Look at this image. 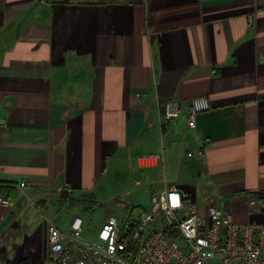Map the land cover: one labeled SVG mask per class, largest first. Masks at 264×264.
<instances>
[{"label":"crops","instance_id":"0c3cea01","mask_svg":"<svg viewBox=\"0 0 264 264\" xmlns=\"http://www.w3.org/2000/svg\"><path fill=\"white\" fill-rule=\"evenodd\" d=\"M198 96L210 108L194 128L183 116L159 122L164 101ZM151 152L160 158L140 167ZM127 176L144 178L149 196L174 185L200 211L213 198L254 219L264 0H0V196L14 202L0 205V264H49L50 207L80 210L82 196Z\"/></svg>","mask_w":264,"mask_h":264},{"label":"built area","instance_id":"2783aa9c","mask_svg":"<svg viewBox=\"0 0 264 264\" xmlns=\"http://www.w3.org/2000/svg\"><path fill=\"white\" fill-rule=\"evenodd\" d=\"M251 24V19H249ZM210 108L205 96L182 102H163L159 122L185 117L188 127L196 126V115ZM150 124V123H149ZM201 151L199 150L198 153ZM192 156V152H186ZM159 153L137 157L140 167L153 165ZM142 181L135 179L134 184ZM21 181L19 187H25ZM72 188L62 181L58 194ZM117 214H109L96 239L83 234L82 218L76 215L67 231L47 224V261L49 264H264V190L251 193L246 200L253 220L237 221L231 212L219 207L213 198L204 211L190 195L174 185L152 191L148 209L132 212L125 196L115 201ZM11 198L0 196V205L10 208ZM176 231L177 235L171 233Z\"/></svg>","mask_w":264,"mask_h":264},{"label":"rangeland","instance_id":"374dc122","mask_svg":"<svg viewBox=\"0 0 264 264\" xmlns=\"http://www.w3.org/2000/svg\"><path fill=\"white\" fill-rule=\"evenodd\" d=\"M137 176H127L126 184L123 185L121 182L112 181L109 179L105 184V187L101 192H97L96 198L84 195L80 198L82 204L81 209L78 210L75 206L70 203V200L65 201L62 206L50 207L49 218L53 224L60 227L62 230H67L69 218L74 212H78L82 218V229L83 234L92 240L96 239V234L101 227L103 221L110 214L111 204L115 201L121 193L125 191L126 201L128 204L139 203L144 209L150 207L148 189L144 178L142 183L139 185L134 184V179ZM167 179H172L173 176H160ZM68 195V194H61ZM114 213H116L114 211Z\"/></svg>","mask_w":264,"mask_h":264},{"label":"trees","instance_id":"16d2710c","mask_svg":"<svg viewBox=\"0 0 264 264\" xmlns=\"http://www.w3.org/2000/svg\"><path fill=\"white\" fill-rule=\"evenodd\" d=\"M171 231V233H173L174 235H177V232L174 230V231H172V230H170Z\"/></svg>","mask_w":264,"mask_h":264}]
</instances>
